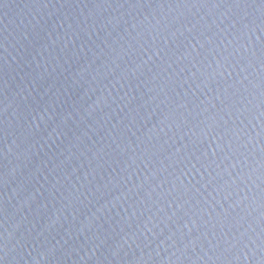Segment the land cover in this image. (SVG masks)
Wrapping results in <instances>:
<instances>
[{
  "label": "water",
  "instance_id": "95a60500",
  "mask_svg": "<svg viewBox=\"0 0 264 264\" xmlns=\"http://www.w3.org/2000/svg\"><path fill=\"white\" fill-rule=\"evenodd\" d=\"M0 264H264V0H0Z\"/></svg>",
  "mask_w": 264,
  "mask_h": 264
}]
</instances>
